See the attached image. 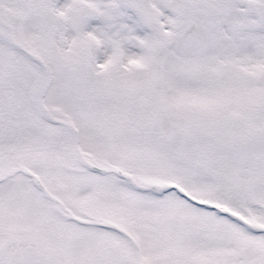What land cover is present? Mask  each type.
Returning <instances> with one entry per match:
<instances>
[{
  "label": "snow or ice",
  "instance_id": "snow-or-ice-1",
  "mask_svg": "<svg viewBox=\"0 0 264 264\" xmlns=\"http://www.w3.org/2000/svg\"><path fill=\"white\" fill-rule=\"evenodd\" d=\"M0 264H264V0H0Z\"/></svg>",
  "mask_w": 264,
  "mask_h": 264
}]
</instances>
